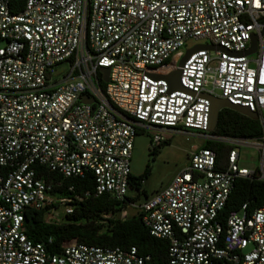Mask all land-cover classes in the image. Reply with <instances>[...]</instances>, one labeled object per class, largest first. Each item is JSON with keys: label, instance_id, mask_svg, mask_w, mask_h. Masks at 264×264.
I'll use <instances>...</instances> for the list:
<instances>
[{"label": "built area", "instance_id": "built-area-1", "mask_svg": "<svg viewBox=\"0 0 264 264\" xmlns=\"http://www.w3.org/2000/svg\"><path fill=\"white\" fill-rule=\"evenodd\" d=\"M190 41L223 50L199 49L178 66ZM62 62L68 69L55 78ZM177 68L182 88L169 90L156 76ZM209 96L255 112L264 130V0H24L17 12L0 0V264H144L133 246L73 242L54 252L51 238L34 241L24 228L28 208L46 209L50 222L73 212L72 199L52 190L60 181L37 166L91 172L94 195L125 204L127 216L133 139L143 130L154 131L153 145L162 130H180L229 146L223 159L195 148L138 205L149 233L167 241L166 264H264V204L220 215L236 178L264 181V134L209 130ZM241 146L258 149L255 169L239 166Z\"/></svg>", "mask_w": 264, "mask_h": 264}, {"label": "trees", "instance_id": "trees-1", "mask_svg": "<svg viewBox=\"0 0 264 264\" xmlns=\"http://www.w3.org/2000/svg\"><path fill=\"white\" fill-rule=\"evenodd\" d=\"M24 0H9L12 12L19 11ZM103 85V83L101 84ZM214 133L259 139L264 130L258 119L248 116L231 108L223 107L218 111ZM163 140L158 145L164 144ZM157 145V146H158ZM200 147L214 148L218 159H223L229 146L227 144L204 141ZM155 151V147L151 152ZM37 174H42L47 181L59 186H53V192L72 199L73 212L65 214L61 222H50L45 219L46 209L28 208L24 211V228L28 238L34 241H52L49 249L59 252L64 245L77 242L101 246H119L121 248L135 247L137 253L148 257L144 264L167 263V241L152 236L142 220V212L137 210L132 215L120 216L125 204L111 200L107 195H94V175L85 172L78 177H63L61 174L50 171L45 167H35ZM149 172V166L138 176L129 177V187L136 190L134 197H126L133 201L143 195L148 196L143 189V182ZM71 186L73 191L66 190ZM75 196L80 197L76 199ZM248 204V212L264 204V181L256 178L238 177L235 179L229 197L220 212L222 218L231 211H236L243 203Z\"/></svg>", "mask_w": 264, "mask_h": 264}, {"label": "rangeland", "instance_id": "rangeland-1", "mask_svg": "<svg viewBox=\"0 0 264 264\" xmlns=\"http://www.w3.org/2000/svg\"><path fill=\"white\" fill-rule=\"evenodd\" d=\"M193 43L195 41H190L178 50L180 57L185 49ZM174 65L177 64L175 63ZM67 69V63L62 62L52 68V74L55 78H58ZM153 132L152 130H143L136 133L130 156V173L132 176L140 175L146 166H149V172L143 182V189L148 195L165 186L173 175L185 165L189 153L200 147L204 142L201 137L193 133H185L180 130H162V139L165 142L157 146L153 145L150 140ZM153 147H155V151L151 152ZM239 153V166L249 170H253L258 166L259 151L256 147L241 146ZM135 194L136 190L129 187L127 196L134 197ZM143 199V195L140 194L138 198L131 201V205L125 209L126 214L129 216L136 213L138 205ZM53 213L59 219L62 215V209L57 208Z\"/></svg>", "mask_w": 264, "mask_h": 264}, {"label": "water", "instance_id": "water-1", "mask_svg": "<svg viewBox=\"0 0 264 264\" xmlns=\"http://www.w3.org/2000/svg\"><path fill=\"white\" fill-rule=\"evenodd\" d=\"M256 39H257L256 34L251 35V41H250L251 45L248 49L245 50V54H250L255 50ZM202 48L209 49V50H212V49L223 50L222 47L217 46V45L215 46V45H210V44H196L190 48L185 49L183 55L180 57V59L178 61V66H182L183 62L193 52H195L199 49H202ZM99 71L102 73L103 81L107 82L108 78H109V67L101 66V67H99ZM179 75H180V69L177 68L166 76L157 75L156 78H165L169 83V90L181 89L182 86L179 84ZM81 100H82V102L89 103V104L93 102V99L86 97V95H82ZM209 101H210V105H209V115H208V122H207V126H208L209 130L214 129L215 124H216V120H217L218 111L223 107L236 110V111L240 112L241 114L248 116L251 119H257L258 118V115L255 112L250 111L246 107L233 104L224 98L209 96Z\"/></svg>", "mask_w": 264, "mask_h": 264}]
</instances>
